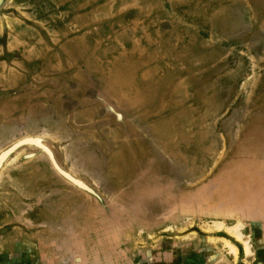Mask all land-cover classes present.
I'll use <instances>...</instances> for the list:
<instances>
[{"label": "rangeland", "instance_id": "1", "mask_svg": "<svg viewBox=\"0 0 264 264\" xmlns=\"http://www.w3.org/2000/svg\"><path fill=\"white\" fill-rule=\"evenodd\" d=\"M6 255L264 264V0H2Z\"/></svg>", "mask_w": 264, "mask_h": 264}, {"label": "crops", "instance_id": "2", "mask_svg": "<svg viewBox=\"0 0 264 264\" xmlns=\"http://www.w3.org/2000/svg\"><path fill=\"white\" fill-rule=\"evenodd\" d=\"M0 264H30V263H28V262H26L25 260H24V258H19V257H17V256H14V257H10V256H8V255H6V256H2L1 258H0ZM33 264H41V263H34L33 262Z\"/></svg>", "mask_w": 264, "mask_h": 264}, {"label": "water", "instance_id": "3", "mask_svg": "<svg viewBox=\"0 0 264 264\" xmlns=\"http://www.w3.org/2000/svg\"><path fill=\"white\" fill-rule=\"evenodd\" d=\"M2 2V0H0V3Z\"/></svg>", "mask_w": 264, "mask_h": 264}]
</instances>
